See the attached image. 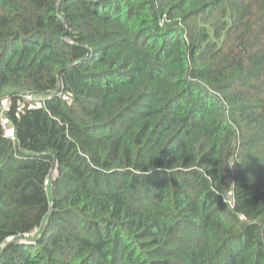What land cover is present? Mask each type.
<instances>
[{"label": "trees", "instance_id": "obj_1", "mask_svg": "<svg viewBox=\"0 0 264 264\" xmlns=\"http://www.w3.org/2000/svg\"><path fill=\"white\" fill-rule=\"evenodd\" d=\"M0 264H264V0H0Z\"/></svg>", "mask_w": 264, "mask_h": 264}, {"label": "rangeland", "instance_id": "obj_2", "mask_svg": "<svg viewBox=\"0 0 264 264\" xmlns=\"http://www.w3.org/2000/svg\"><path fill=\"white\" fill-rule=\"evenodd\" d=\"M35 99V97L33 96V95H27V100H33V101H35L34 100ZM37 102H39L40 100H39V98L36 100ZM6 106H7V102L4 104V107H3V110H6L5 108H6ZM6 121V119L4 118V122ZM9 131H10V133L13 131V129H9Z\"/></svg>", "mask_w": 264, "mask_h": 264}, {"label": "built area", "instance_id": "obj_3", "mask_svg": "<svg viewBox=\"0 0 264 264\" xmlns=\"http://www.w3.org/2000/svg\"><path fill=\"white\" fill-rule=\"evenodd\" d=\"M6 108H7V106H6ZM6 108H5V109H6ZM6 132H7L8 134L10 133V131H9V130H6Z\"/></svg>", "mask_w": 264, "mask_h": 264}]
</instances>
